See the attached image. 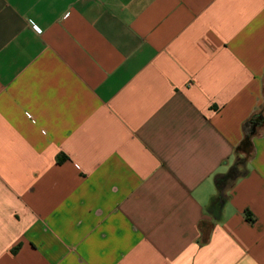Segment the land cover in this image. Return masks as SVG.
I'll use <instances>...</instances> for the list:
<instances>
[{
    "label": "crops",
    "instance_id": "1",
    "mask_svg": "<svg viewBox=\"0 0 264 264\" xmlns=\"http://www.w3.org/2000/svg\"><path fill=\"white\" fill-rule=\"evenodd\" d=\"M257 114L264 0H0V264H264Z\"/></svg>",
    "mask_w": 264,
    "mask_h": 264
},
{
    "label": "trees",
    "instance_id": "2",
    "mask_svg": "<svg viewBox=\"0 0 264 264\" xmlns=\"http://www.w3.org/2000/svg\"><path fill=\"white\" fill-rule=\"evenodd\" d=\"M254 118V120H250L245 125L246 131H248V138L253 136L256 133V129L260 126V123L264 122V116L262 114H257ZM247 162L248 159L246 156L236 155L229 171L224 175L216 177L215 186L219 196H222L225 189L231 188L236 181L248 175L249 169Z\"/></svg>",
    "mask_w": 264,
    "mask_h": 264
}]
</instances>
